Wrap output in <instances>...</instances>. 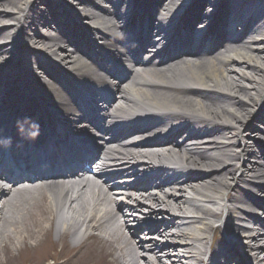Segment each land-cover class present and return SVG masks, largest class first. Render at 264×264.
Segmentation results:
<instances>
[{
	"label": "bare ground",
	"instance_id": "6f19581e",
	"mask_svg": "<svg viewBox=\"0 0 264 264\" xmlns=\"http://www.w3.org/2000/svg\"><path fill=\"white\" fill-rule=\"evenodd\" d=\"M61 1L59 13L52 10L53 0H0V121L12 123L17 137H22L20 129H27L20 149L32 145L34 152L39 147L48 151L33 154L37 162L66 149L57 137H68L69 127L91 142H82L84 149L75 147L81 161L66 163L65 180L54 174L31 187L20 188L25 181L14 188L0 185V264L13 242L20 247L53 232L66 248L63 264H76L69 254L83 245L91 246L88 253L96 258L98 245L89 240L105 243V255L114 254V264H202L210 251L215 264L226 259L221 242L209 244L217 222L233 236L230 245L238 244L235 257L243 253L264 264V219L258 216L264 208V128L247 125L254 114L255 122L264 123V2L258 0L256 7L257 0ZM133 12L154 17L149 22L157 41L146 48L151 51L145 57L135 55V43L146 46L148 39H126L129 19L123 17ZM243 12L248 17H240ZM69 17L78 22L73 29L82 33L88 47L68 37L60 25ZM84 19L95 23L86 25ZM229 20H239L244 33L237 38L228 29L212 47L205 44L207 35ZM52 24L72 41L42 30ZM172 48L180 52L171 54ZM24 51L37 58L35 63ZM125 62L130 69L122 76L119 67ZM15 67L18 71H10ZM87 84L96 86L92 89L99 99L93 102L101 101V119L94 120L101 130L99 142L90 130L92 121L75 115L78 106L90 104L83 101L90 96ZM43 108L48 121L39 112ZM171 123L163 138L145 136L146 130ZM48 125L49 135L40 132ZM254 130L257 140L250 133ZM174 157L180 160L178 172L166 165ZM36 166L39 173L45 167L42 162ZM242 184L260 196L241 192ZM185 185L190 194L180 190ZM229 203L251 206L240 212ZM189 209L198 215L180 218L175 212ZM162 211V220L151 221ZM85 226V237L78 238ZM99 229L109 234L107 240L95 232ZM140 233L145 237L140 239ZM165 247L182 251L166 252ZM148 254H155V262Z\"/></svg>",
	"mask_w": 264,
	"mask_h": 264
},
{
	"label": "rangeland",
	"instance_id": "374dc122",
	"mask_svg": "<svg viewBox=\"0 0 264 264\" xmlns=\"http://www.w3.org/2000/svg\"><path fill=\"white\" fill-rule=\"evenodd\" d=\"M61 4H65V2H61ZM236 26L239 27L238 23H236ZM33 29L37 30V26L34 27ZM50 29H53V27H50ZM44 31L49 32V30L47 28H45ZM239 31H243V28L240 27ZM248 73H250V71ZM245 82L249 83L248 80ZM255 116L256 115H254L252 117L251 121H249V123L247 124L249 129L250 128L253 129V127L256 125L257 126H263L262 121L255 122V119H254ZM246 123H247V120H246ZM249 126H251V127H249ZM250 133L255 138H259V134H257L256 130H254L253 132H250ZM219 139H222V138H219ZM253 148L257 151V153L259 155H261V153H260L261 151L259 150V148L254 147V146H253ZM240 188L242 189V192H244V190L246 192L249 190V188L245 184ZM184 193H186V192H184ZM143 210L144 209H142V213H145ZM157 215H159V214H157ZM259 215L261 216L262 219H264V208L261 210ZM156 219L157 218H155V216H154V218L152 217V220H156ZM136 224L139 225V223H136ZM82 231H83V233H81V235H80L81 237H83L85 235L84 232L87 231V229H83ZM95 232L100 234V235L102 234V231L100 229L95 230ZM127 232L124 231V234ZM49 235H51V234L42 235L38 239V241H28V242H26V244H24L20 247L16 246V242H13L12 248H10L8 250V252H6V254H7L6 257L1 256L2 257L1 261L4 264H62V263H64L66 258H64L63 256H64V253L66 252L65 251L66 248L64 249L63 246L60 244V242L56 239V234L54 232H53L52 236L49 237ZM139 235H140V239L145 237V235H143L141 233ZM105 240H107V238ZM89 241H90V244L92 246L95 245V243H97V245H98V247H97L98 253H97L96 249H95L96 252L94 253L96 255V258L91 256L88 253L91 246L89 247L87 245H83V246H79V247L75 248L69 254V255H71L72 261H75L76 264H105V263L111 264V263H114L113 262L114 254L105 255V253H106L105 243H103V242L100 243L97 241L93 242V240H89ZM232 244H231V247H228L230 250H231V248H232V250L233 249H236L238 251L240 250L239 248H237L238 247L237 243L236 244L234 243L236 246H233ZM164 250H166V252L167 251L168 252L173 251V250H171V247H165ZM166 252H164V253H166ZM228 255L231 256V254H228ZM7 258L9 261L7 260V262H6ZM151 259L155 260V256L153 255V258L151 256ZM54 260H55V262H54ZM234 261H236V260H234ZM234 261L232 260L231 263L232 264L233 263L234 264H254L249 259H244L241 263L238 261L237 262H234ZM141 263H143V262H141ZM204 263L208 264V261H205Z\"/></svg>",
	"mask_w": 264,
	"mask_h": 264
}]
</instances>
